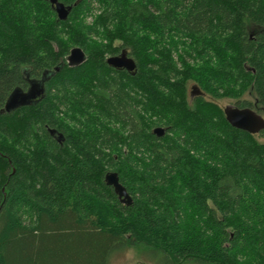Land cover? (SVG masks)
<instances>
[{
  "label": "trees",
  "instance_id": "16d2710c",
  "mask_svg": "<svg viewBox=\"0 0 264 264\" xmlns=\"http://www.w3.org/2000/svg\"><path fill=\"white\" fill-rule=\"evenodd\" d=\"M60 1H78L66 20L0 0V264H109L137 245L165 264H264V130L219 104L264 117V0ZM123 50L135 74L107 64Z\"/></svg>",
  "mask_w": 264,
  "mask_h": 264
},
{
  "label": "water",
  "instance_id": "95a60500",
  "mask_svg": "<svg viewBox=\"0 0 264 264\" xmlns=\"http://www.w3.org/2000/svg\"><path fill=\"white\" fill-rule=\"evenodd\" d=\"M55 10L59 20H66L72 10L77 5L78 1L73 5H65L60 0H47ZM86 61L85 51L77 46L71 49L67 58L69 66H78ZM107 64L116 69H125L126 71L135 74L137 71V65L135 60L129 56L126 50H123L121 54L110 56L107 58ZM43 93V86L41 83H31V87L27 92H15L8 100L5 110L10 112L22 105L30 104L35 101V98ZM200 94V90L197 86L192 87V95ZM226 120L233 127L244 130L251 134H259L264 130V117L251 108H239L235 105H227L224 108ZM154 133L157 136H163L165 134V128L157 127L154 129ZM105 181L108 185L112 186L114 192L119 197L123 204L130 205L133 202L131 195L128 193L124 185L121 184L119 175L117 172H109L105 176Z\"/></svg>",
  "mask_w": 264,
  "mask_h": 264
},
{
  "label": "rangeland",
  "instance_id": "374dc122",
  "mask_svg": "<svg viewBox=\"0 0 264 264\" xmlns=\"http://www.w3.org/2000/svg\"><path fill=\"white\" fill-rule=\"evenodd\" d=\"M219 104L225 107L227 105H235L236 102L233 99L225 98L221 99ZM258 138L264 142V136H259ZM147 248L146 245L118 248L111 254L109 264H165L166 261L162 255L153 253Z\"/></svg>",
  "mask_w": 264,
  "mask_h": 264
},
{
  "label": "flooded vegetation",
  "instance_id": "af4514ba",
  "mask_svg": "<svg viewBox=\"0 0 264 264\" xmlns=\"http://www.w3.org/2000/svg\"><path fill=\"white\" fill-rule=\"evenodd\" d=\"M41 95H42V94H41ZM41 95H40V96H41ZM38 98H39V96H38V97H36V98H35V100H37Z\"/></svg>",
  "mask_w": 264,
  "mask_h": 264
},
{
  "label": "bare ground",
  "instance_id": "6f19581e",
  "mask_svg": "<svg viewBox=\"0 0 264 264\" xmlns=\"http://www.w3.org/2000/svg\"><path fill=\"white\" fill-rule=\"evenodd\" d=\"M141 252V251H140Z\"/></svg>",
  "mask_w": 264,
  "mask_h": 264
}]
</instances>
